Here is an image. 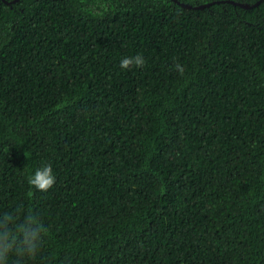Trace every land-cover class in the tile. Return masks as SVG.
Here are the masks:
<instances>
[{
	"label": "trees",
	"instance_id": "16d2710c",
	"mask_svg": "<svg viewBox=\"0 0 264 264\" xmlns=\"http://www.w3.org/2000/svg\"><path fill=\"white\" fill-rule=\"evenodd\" d=\"M5 1L0 216L49 229L7 264H264V0Z\"/></svg>",
	"mask_w": 264,
	"mask_h": 264
},
{
	"label": "clouds",
	"instance_id": "9594fccd",
	"mask_svg": "<svg viewBox=\"0 0 264 264\" xmlns=\"http://www.w3.org/2000/svg\"><path fill=\"white\" fill-rule=\"evenodd\" d=\"M144 64L145 60L140 54L122 58L120 61L122 69H129L133 65L143 67ZM174 67L183 74L184 68L179 63ZM27 179L28 184L36 190L46 192L55 182L51 164L46 163L37 168ZM21 212L22 208L18 207L15 213L6 212L0 216V264H7L8 255L13 251L18 257L34 258L42 243V237L48 234L49 229L37 214L29 210L21 219Z\"/></svg>",
	"mask_w": 264,
	"mask_h": 264
},
{
	"label": "water",
	"instance_id": "95a60500",
	"mask_svg": "<svg viewBox=\"0 0 264 264\" xmlns=\"http://www.w3.org/2000/svg\"><path fill=\"white\" fill-rule=\"evenodd\" d=\"M4 1V0H3ZM16 1H19V0H11V1H5L7 4H10L12 2H16ZM260 1L262 0H259L258 2H256L255 4H258ZM174 2H176L177 4H180L182 7H185V8H193V9H196V8H203V7H207L209 5H211L213 2H209V3H204V4H200V5H196V6H192V5H189V4H186V3H181L179 2L178 0H174ZM232 3H235V4H239L241 6H244V7H252V5H248V4H243V3H236V2H233L231 1Z\"/></svg>",
	"mask_w": 264,
	"mask_h": 264
}]
</instances>
